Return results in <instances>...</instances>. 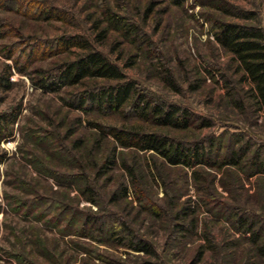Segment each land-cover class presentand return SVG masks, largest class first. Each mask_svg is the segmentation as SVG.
Wrapping results in <instances>:
<instances>
[{"label":"rangeland","instance_id":"obj_1","mask_svg":"<svg viewBox=\"0 0 264 264\" xmlns=\"http://www.w3.org/2000/svg\"><path fill=\"white\" fill-rule=\"evenodd\" d=\"M104 8L137 29V39L108 20ZM252 13L264 28V0H0V112L19 109L12 133L0 143L5 154L0 163V264H264V257L249 254V242L224 214L208 210L230 203L264 216L260 180L241 174L238 182L234 174L224 173L225 166H200L196 184L191 167H173L149 152L126 147L118 148L116 164L99 176L90 164L83 165L90 157L83 146L73 148V140L83 136L87 148L95 143L98 135L89 121L141 123L133 108L123 115L69 106L79 88L46 91L33 80L39 76L37 68L52 67L78 51L74 46L57 50V39L79 33L91 40L99 21L98 29L106 35L96 41L97 47L122 68L126 79L134 80L151 102L174 103L191 112L190 127L172 130V135L193 140L226 132L238 133L244 141L254 134L264 142L263 116L256 118V128L224 107L221 73L233 82L238 74L216 43L209 20L220 16L245 22L244 15ZM203 118L213 124L202 126ZM48 130L50 138L40 139ZM101 139L93 159L114 145L110 137ZM68 152L77 154L79 162L70 163ZM122 159L134 166L133 176L122 167ZM80 170L91 180L97 202L82 194L80 180L66 176ZM119 183L127 184L128 191L114 200ZM187 200L195 208L196 224L192 231L177 230L182 218L176 213ZM85 210L104 213L102 232L95 225L87 230L90 236L75 232ZM190 218L182 223L189 224ZM120 221L146 239L152 253L132 248L127 230L119 233L128 237L125 242L116 240L111 232Z\"/></svg>","mask_w":264,"mask_h":264},{"label":"trees","instance_id":"obj_2","mask_svg":"<svg viewBox=\"0 0 264 264\" xmlns=\"http://www.w3.org/2000/svg\"><path fill=\"white\" fill-rule=\"evenodd\" d=\"M152 8L150 6L148 10L150 11ZM102 12L108 20L121 25L123 34H133L135 39L140 35V32L131 24L122 23V20L113 11L104 8ZM244 18L248 21L240 22L220 16L211 17L209 20L216 43L229 54V61L233 64L230 66L238 74L237 80L233 82L227 79L224 73H221L226 87L222 99L224 107L230 109L236 116L244 118L251 126L260 128L256 118L259 116L264 118V28L254 13L244 15ZM95 27L98 31L94 35L95 38L92 37L91 40L79 33H72L60 37V40L57 39L58 42L55 43V47H58L57 50L74 46L78 48V51L73 57L61 58L54 62L52 67L37 68L39 76L33 79L36 86L46 91H56L65 86L79 88L74 95L77 98L67 101L69 106L86 109L89 105L98 109L118 111L123 115L124 110L131 107L133 108L132 112L141 120V123L127 125L123 122L119 126L89 121L90 126L98 135L94 145L89 143L87 148L83 136L73 140V148L83 146L90 157L88 160L85 159V162L82 159L83 165L90 164L92 168L96 169V174L101 176L116 164L118 154H120L118 148L126 147L137 152H149L151 157L158 156L163 162L173 167H191L196 184L201 178L198 172L200 166L217 169L225 166L224 173L234 174V180L238 182H240V178L242 180L241 174L246 179L254 176L255 179L260 180L264 193V142L261 140L262 138L251 134L255 140L250 136L243 141L240 134L226 132L193 140L182 135H172V130H185L190 127L191 112L174 103H153L147 99L139 91L135 81L126 79L122 68L97 47V42H101L105 38L106 31L98 29L99 21L95 22ZM51 43L52 40H49L48 45ZM245 83L246 85H244ZM18 114V107H11L0 112V143L4 137L12 133L13 124ZM49 122L54 124L53 119ZM201 124L202 126H211L213 122L211 118H203ZM70 131H67V135ZM51 133L52 131L49 130L48 133L44 132L40 139L50 138ZM103 137H110L114 145L113 147L111 145L107 152L98 159H93L92 152ZM225 138L227 139L226 144L224 143ZM77 156V154L68 152L65 158L72 163L78 161ZM4 160L5 154L0 152V163ZM121 162L124 170L133 176L134 166L128 165L125 159H122ZM66 176L73 181L80 180L78 188L82 194L90 201L97 202V192L84 170L71 172ZM222 182L226 188H229L226 186L225 180ZM197 189L207 192V188L201 185H198ZM127 191L128 185L119 183L118 192L112 195V199H117L118 193L125 195ZM203 198L205 197H202V200L205 201ZM206 203L207 201H205ZM24 204L26 205V203ZM208 210L216 215L224 214L222 216L232 224L233 229L239 232L246 242H249L248 251L249 254H252L251 256L264 257V216L261 213L249 207L234 206L230 203L225 204L224 209L222 207V209L215 210L211 206L208 207ZM82 214L84 217L81 224L77 226V229H74L77 234L90 236L91 233L87 231L91 227L90 225L97 226V230L102 232L106 223L103 218L104 213L97 210H85ZM193 214H195V208L191 205V200H187L177 211L176 216L182 218V221L185 217L191 216L190 222L184 224L180 221L176 223V229L192 231L197 220ZM117 224L116 226L119 228H114L111 234H114L120 243L125 242L127 236L119 233L127 230V224L124 221ZM126 232L131 234L130 239L126 240L128 243L130 242L132 248L152 253V247L146 239L138 238L131 229ZM142 264L153 263L147 261Z\"/></svg>","mask_w":264,"mask_h":264}]
</instances>
